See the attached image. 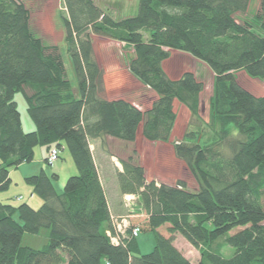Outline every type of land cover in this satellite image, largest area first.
Returning <instances> with one entry per match:
<instances>
[{
    "label": "trees",
    "instance_id": "obj_1",
    "mask_svg": "<svg viewBox=\"0 0 264 264\" xmlns=\"http://www.w3.org/2000/svg\"><path fill=\"white\" fill-rule=\"evenodd\" d=\"M63 2L78 95L58 47L32 31L26 3L0 0V193L10 188L11 171L32 162L39 146L48 153L66 148L78 170L62 193L53 184L58 177L44 170L25 178L40 197L39 208L25 201L0 203V264H193L174 245L177 235L199 252L197 264H264V95H254L236 77L245 71L264 80V0L250 21L237 14L251 0H138L137 14L119 20L95 0ZM93 36L133 49L130 72L158 96L150 108L102 95ZM171 51L195 58L214 74L207 124L213 138L187 131L173 141L175 100L196 115L205 85L191 71L171 79L163 67ZM18 92L35 124L32 132L23 129ZM139 130L152 142L172 140L197 186L148 181L133 153L117 175L121 193L137 196L122 238L114 218L123 216L110 212L89 141L134 143ZM142 216L144 226L133 221ZM165 226L169 236L160 232ZM43 229L49 232L43 248L23 245L25 233ZM141 231L155 233L150 253H141ZM227 246L234 248L229 258L223 255Z\"/></svg>",
    "mask_w": 264,
    "mask_h": 264
},
{
    "label": "rangeland",
    "instance_id": "obj_2",
    "mask_svg": "<svg viewBox=\"0 0 264 264\" xmlns=\"http://www.w3.org/2000/svg\"><path fill=\"white\" fill-rule=\"evenodd\" d=\"M23 1L32 12L30 21L32 31L38 35L46 45L58 47V51L61 53L65 63L67 78L73 86V91L78 95L76 75L68 53V44L66 41L63 18L64 16H67V11L63 0ZM95 2L103 10V12L117 20L136 15L139 6L138 0H95ZM259 9L260 0H251L248 10L244 13L237 14V16L239 19L250 21L254 18ZM93 41L96 60L103 69L102 95L104 97L111 98L124 94V96L126 95L125 97H128L132 101L138 103L141 109L145 110L150 105L151 97L157 94L155 91L141 83L130 72L128 65L130 58L134 56L133 49L127 47L124 43L102 37L93 36ZM191 58L192 60L187 57V55H177L173 57L172 61H169L166 64V70L172 75V77H178L179 79L184 72L191 71L195 74L196 79L198 81L202 80L205 85L203 92L199 95V111L196 115H193L191 110L185 104L176 100V122L173 129V141L180 140L187 131L201 133L206 139L209 137L213 138L215 135L214 131L212 132L207 125L210 123L209 99L213 91L214 74L205 64L193 57ZM236 77L239 84L254 95H264L263 79L252 78L245 71L237 72ZM26 91L31 93L29 88H26ZM15 101L17 102L19 112L21 113V121L24 131L27 133L34 131L36 127L28 113L27 102L23 92L16 93ZM30 126L33 130H30ZM139 136V140L135 141V144L129 145V147L131 146V149L119 147L117 150V156L121 155L122 157H125V160H128L129 157L135 153L134 158L138 159V163L142 164L150 175L162 178L164 181L161 182L173 184L177 180L184 179L191 190L196 188V182L187 165L184 161L176 157L172 140L171 142H152L143 137V135ZM125 150L128 152L126 155L123 154V151ZM39 151H42L45 154L47 153V149L44 146L37 147L35 153H38ZM117 158H111L113 166H119L120 160ZM59 162V164H61L63 161L59 160ZM55 163L53 165H49L42 160V164L45 169L50 173L53 172L55 167L54 165H56ZM66 166L68 168V165ZM16 170L17 169H13V171ZM23 170L24 169H21V171ZM20 175L21 174L19 172L16 174L14 173V176L17 177V179H21ZM65 175L66 171L63 172L60 180L53 179V184L58 193L63 192L65 182L70 177ZM50 176L52 177V174ZM21 180H16L13 184H11L8 190L1 192L0 196L6 197L2 200H4V202L13 201V203L16 204L25 201L30 203L34 208H39L40 206H35L37 204H34V200H30L31 196L28 192L29 186L26 184L25 179ZM107 193L112 196L114 191L112 188L108 187ZM19 195H23L24 199L21 196L19 197ZM16 196H18V198H15ZM35 198L40 197L35 195ZM16 199L18 201H16ZM125 200H131L130 202L128 201L131 203L133 199L131 197H126ZM130 211L132 212L133 210L130 209ZM131 214L132 213H128L125 216L123 215V217L132 220L133 216H130ZM15 218L18 219V216H15ZM145 220L146 217L144 216L138 219H133V221L138 223L140 226H144L143 222H145ZM160 232L169 236L166 226L162 227ZM48 234L49 232L46 229H43L37 235L25 233L22 243L24 246L41 249L48 242ZM138 241L141 253H150L155 247V233L141 231ZM174 245L187 255L190 261L193 263L199 262V252L194 249L183 237L180 235L175 236ZM233 253L234 248L230 246L223 249V255L226 258L231 257Z\"/></svg>",
    "mask_w": 264,
    "mask_h": 264
},
{
    "label": "crops",
    "instance_id": "obj_3",
    "mask_svg": "<svg viewBox=\"0 0 264 264\" xmlns=\"http://www.w3.org/2000/svg\"><path fill=\"white\" fill-rule=\"evenodd\" d=\"M177 55H187V54L180 53L177 51H171L169 59L163 63V67H164L165 72L173 80H177L178 77H172V75L166 70V64L169 61H172L173 57H175ZM187 57H189L192 60L191 56L187 55ZM125 96H124V94H122V95H118V96L111 97V98H107V97H105V98H107L108 100L123 98V99H126L128 101H131L132 103H134L137 107H139L141 109V107L139 106L138 103L132 101L131 99H129L128 97H125ZM157 97H158L157 95L151 97L150 105L146 109L150 108L151 104L153 103V101L155 99H157ZM175 110H176V100L174 102V111ZM30 128H31L30 130H33V128L31 126H30ZM173 133H174V130H173ZM139 135H142L141 130H139L137 133V140L136 141L139 140V137H140ZM89 143H90V148H91V151L93 154L94 162H95V165L97 167L99 178H100L101 184L103 186V189L105 191V195L107 198V202H108L111 214L114 217H119V216H123V215L130 213V208H128V206L126 205L125 199H126V197H131L133 200H135V199H137V196L136 195H129V194H122L120 191L117 175L119 172H123L122 163L125 160V157H122L121 155L117 156L118 155L117 150L119 149V147H124L125 149H129V148L131 149V146L129 147V145L130 144L133 145L135 143H129V142H126V141H123L120 139H116V138H112V137H105L103 139H90ZM68 153L69 152L66 148H63L61 150L59 160H62L63 162L61 164H59L60 162L58 160L55 163L56 165H54L55 167H54L53 172H51V173L48 170H46L44 165L42 164V160H44V162H46V159L49 156L48 151L46 154L42 151L35 153L34 159L32 162L23 163L17 168L16 171H13V170L11 171L10 177L12 179V184L16 180L20 181L22 178L25 179L29 176L37 174L41 170H44L48 176H50L51 174L56 175L59 180H60L64 171H66L65 176H72V175L78 174V170H77L73 160H70V159H72V157H71V155L69 156ZM127 153L128 152L126 150L123 151V154L126 155ZM114 157L115 158L119 157V158H117L118 160H120L119 166H113V164L111 162L112 161L111 158H114ZM68 158H69V161H68ZM66 165H68V168ZM21 169H24V170L21 171ZM17 172H19L21 174L20 175L21 179H17V177L14 176V173L16 174ZM146 176H147L148 181H151V180H156L159 182L164 181L162 178H158L157 176L150 175V173L147 171H146ZM183 181H185V180L183 179ZM108 187L112 188L114 191L112 196H110L107 193ZM28 192L31 196L30 200H34V204H37L35 206H40L41 200L39 198H35V195L32 193V189L30 186L28 188ZM0 195H1V193H0ZM20 196L24 199L23 195H19V197ZM4 198H6V197L0 196V203H6V202H4V200H2ZM15 198H18V196H16ZM15 198H13V199H15ZM16 201H18V200L16 199ZM138 238H139V236L137 237V241H138ZM138 243H139V241H138ZM185 257L189 259V257L187 255H185ZM193 264H197V263H193Z\"/></svg>",
    "mask_w": 264,
    "mask_h": 264
},
{
    "label": "built area",
    "instance_id": "obj_4",
    "mask_svg": "<svg viewBox=\"0 0 264 264\" xmlns=\"http://www.w3.org/2000/svg\"><path fill=\"white\" fill-rule=\"evenodd\" d=\"M59 154H60V150L56 147H53L49 153V157H48V162L50 165H53L55 162L58 161L59 159ZM129 202L131 200H128ZM128 201H126V205L131 208L133 205H132V202L129 203ZM132 205V206H131ZM114 223H115V227L117 229V232L122 236V238H126L127 236V233H126V229L129 227V221L126 217H122L121 220H119L118 218H114ZM139 233V229L136 228L133 230V235L134 236H137ZM109 236L111 237V240L113 243L115 244H118L119 243V238L118 237H113L111 235V233L109 232L108 233Z\"/></svg>",
    "mask_w": 264,
    "mask_h": 264
}]
</instances>
